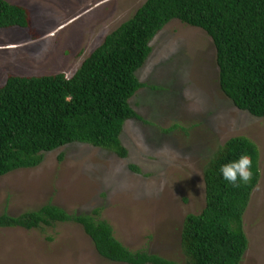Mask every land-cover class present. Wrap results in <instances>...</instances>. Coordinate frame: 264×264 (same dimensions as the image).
<instances>
[{
  "label": "rangeland",
  "instance_id": "1",
  "mask_svg": "<svg viewBox=\"0 0 264 264\" xmlns=\"http://www.w3.org/2000/svg\"><path fill=\"white\" fill-rule=\"evenodd\" d=\"M8 1L30 10L32 28H0V87L10 74L73 76L146 2ZM152 47L138 71L148 86L131 99L149 123L126 122L122 141L129 156L83 142L48 152L39 166L0 177V215L18 216L48 202L70 213L101 207V218L128 248L182 264L185 219L206 206L207 163L228 139L247 136L260 150L261 177L244 215L249 246L241 264H264V117L238 108L224 93L217 50L204 29L173 19ZM0 264L128 263L102 257L80 224L59 222L31 230L0 227Z\"/></svg>",
  "mask_w": 264,
  "mask_h": 264
},
{
  "label": "trees",
  "instance_id": "2",
  "mask_svg": "<svg viewBox=\"0 0 264 264\" xmlns=\"http://www.w3.org/2000/svg\"><path fill=\"white\" fill-rule=\"evenodd\" d=\"M173 19L202 28L212 37L222 90L238 108L264 117V0H146L106 36L73 76H8L0 87V177L37 167L46 153L72 142L90 143L127 158L129 150L122 141L126 122L136 118L149 123L131 104L138 90L148 86L140 81L138 71L152 53L153 39ZM14 26L31 29L30 10L0 0V28ZM245 154L253 161L252 179L237 187L223 179L220 169ZM259 163L257 144L241 135L228 139L209 160L204 171L206 206L185 219L182 264H241L249 246L244 215L261 177ZM130 168L141 172L136 164ZM101 211L97 207L91 213H70L48 202L18 216L4 212L0 227L31 230L75 222L110 261L180 264L128 248L101 218Z\"/></svg>",
  "mask_w": 264,
  "mask_h": 264
},
{
  "label": "clouds",
  "instance_id": "3",
  "mask_svg": "<svg viewBox=\"0 0 264 264\" xmlns=\"http://www.w3.org/2000/svg\"><path fill=\"white\" fill-rule=\"evenodd\" d=\"M253 161L248 155H241L239 159L222 165L220 172L223 179L234 186L240 182L248 183L252 179Z\"/></svg>",
  "mask_w": 264,
  "mask_h": 264
}]
</instances>
